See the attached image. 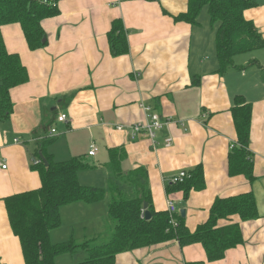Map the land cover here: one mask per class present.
<instances>
[{"label":"crops","instance_id":"1","mask_svg":"<svg viewBox=\"0 0 264 264\" xmlns=\"http://www.w3.org/2000/svg\"><path fill=\"white\" fill-rule=\"evenodd\" d=\"M257 2L245 15L264 37V0ZM58 7L57 15L42 21L47 43L41 48H29L19 23L2 26L8 51L20 55L29 78L10 90L12 110L8 118L0 117V158L8 165L0 167L1 263L25 264L5 198L41 187L34 164L41 159L40 141L53 138L45 148L49 155L56 160L84 156L95 167L79 170V182L107 189L113 180L108 148L124 147L122 169L144 167L154 208L168 210L173 201L179 213L186 210L192 232L208 220L217 198L253 192L258 217L242 220L235 214L218 222L238 223L243 237L222 259L209 261L200 242L170 240L122 252L116 264H264V57L252 54L254 50L243 53H251L248 57L238 59L239 54L236 64L256 63L218 72L210 20L208 26L200 16L196 24L174 19L188 10V0H60ZM115 19L123 21L129 43V52L119 56L112 54L107 37ZM240 94L253 104V182L229 171V154L238 140L231 108ZM152 112L172 118L171 123L154 139L146 132L135 137L132 125L147 121ZM61 113L68 122L57 119ZM92 144L98 147L94 156L89 155ZM198 165L203 189H192L187 196L182 189L168 192L174 175ZM60 212L62 225L50 234L53 243L107 238V200L69 203ZM62 255L56 264L79 262Z\"/></svg>","mask_w":264,"mask_h":264},{"label":"trees","instance_id":"2","mask_svg":"<svg viewBox=\"0 0 264 264\" xmlns=\"http://www.w3.org/2000/svg\"><path fill=\"white\" fill-rule=\"evenodd\" d=\"M60 0H0V117L8 118L12 103L10 90L28 81L27 67L17 53L9 52L2 34V26L19 23L31 50L47 43V34L42 26L45 18L59 13ZM257 0H188V10L174 16L176 21L198 23L201 10L208 7L210 20L215 29L218 72L245 70L255 64L235 63V56L264 46V37L246 10L258 6ZM113 55L129 52L127 30L121 19L112 22L107 32ZM232 115L238 132V140L229 154L231 175L243 174L250 182L255 180L253 159L249 157V141L253 104L243 95L235 97ZM54 141L43 139L39 149L48 164L41 159L34 164L41 173V187L16 193L5 198L10 224L20 238L25 264H56L59 255L75 254L80 250L87 257L75 264H116L118 254L138 248L153 246L170 240L181 245L200 242L209 261L222 259L226 251L243 242L242 229L238 223L219 226L220 219L239 215L242 220L258 217L253 192L226 198H217L208 220L191 231L181 213L171 215L168 210L157 211L153 206L152 193L147 181V171L139 167L129 171L122 169L126 156L124 147L108 148V166L113 180L109 188L82 185L78 171L92 169L93 162L84 156L67 160H56L46 151V145ZM38 158H41L38 156ZM182 182L168 184V192L182 189L187 196L192 189H203L206 185L203 168L198 165L188 171ZM108 201L110 229L107 239L94 238L82 243L70 238L58 243L51 241V231L62 225L61 207L73 202L91 203ZM152 213L145 218L144 203ZM172 220L177 224L174 225ZM106 239V240H105ZM0 264L1 261H0ZM202 264V263H193Z\"/></svg>","mask_w":264,"mask_h":264},{"label":"built area","instance_id":"3","mask_svg":"<svg viewBox=\"0 0 264 264\" xmlns=\"http://www.w3.org/2000/svg\"><path fill=\"white\" fill-rule=\"evenodd\" d=\"M144 108L149 109L148 107H144ZM57 119L62 122L69 121L68 115L66 113H61L57 117ZM171 121H172V118L163 119L159 113L152 112L149 114V119L147 121L135 123L134 125H132L131 128L134 132L133 135H135V137H137V135L142 132L143 133L146 132L152 139H154L157 132L163 129L164 127H166L167 125H169ZM118 128L122 129V126H118ZM51 132L55 133L56 128L53 127L51 129ZM170 143L171 141L168 140L167 145H170ZM97 152H98V147L95 144H92L89 150V155L94 156ZM40 161L41 159H36L35 164L40 163ZM7 166H8L7 163L2 158H0V167H2L3 169H6ZM188 176H189L188 171L182 170L178 174L172 177L171 182L173 183L182 182ZM168 211L170 212L171 215L179 213V209L171 200L168 202ZM172 222L174 225L177 224L174 220H172Z\"/></svg>","mask_w":264,"mask_h":264},{"label":"rangeland","instance_id":"4","mask_svg":"<svg viewBox=\"0 0 264 264\" xmlns=\"http://www.w3.org/2000/svg\"><path fill=\"white\" fill-rule=\"evenodd\" d=\"M200 18H201L202 22H203V19H207V24L209 26L210 14H209L208 7L207 6H204L202 8L201 13H200ZM210 23H211V20H210ZM255 52L256 53L258 52L259 55H262L261 57H264V49L263 48L254 50V52L252 54H255ZM250 55H251V53L242 54V56L241 57H238V59L243 58V57H248ZM62 256H63L62 258H69L70 261L76 262V261H82V260H84L87 257V253H86V251H80V252H77L76 254H71L70 256L68 254H63Z\"/></svg>","mask_w":264,"mask_h":264},{"label":"water","instance_id":"5","mask_svg":"<svg viewBox=\"0 0 264 264\" xmlns=\"http://www.w3.org/2000/svg\"><path fill=\"white\" fill-rule=\"evenodd\" d=\"M40 156H41V159L44 161V163L47 165L48 164V161L46 160V158H45V156L43 155V154H40ZM144 211H145V218L146 219H150L151 217H152V213H151V211L148 209V202H145L144 203ZM181 215L183 216V217H185V215H186V210L184 209V208H182L181 209Z\"/></svg>","mask_w":264,"mask_h":264},{"label":"bare ground","instance_id":"6","mask_svg":"<svg viewBox=\"0 0 264 264\" xmlns=\"http://www.w3.org/2000/svg\"><path fill=\"white\" fill-rule=\"evenodd\" d=\"M187 171V170H186Z\"/></svg>","mask_w":264,"mask_h":264}]
</instances>
